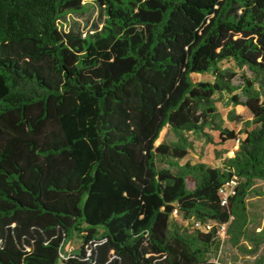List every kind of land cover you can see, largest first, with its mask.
I'll list each match as a JSON object with an SVG mask.
<instances>
[{"label":"trees","instance_id":"16d2710c","mask_svg":"<svg viewBox=\"0 0 264 264\" xmlns=\"http://www.w3.org/2000/svg\"><path fill=\"white\" fill-rule=\"evenodd\" d=\"M91 7L101 28L65 27ZM217 94L252 113L229 111L240 130ZM165 127L176 139L157 144ZM198 139L237 145L219 165L182 162ZM258 179L264 0H0V264H225L223 225L243 251L264 243Z\"/></svg>","mask_w":264,"mask_h":264},{"label":"rangeland","instance_id":"374dc122","mask_svg":"<svg viewBox=\"0 0 264 264\" xmlns=\"http://www.w3.org/2000/svg\"><path fill=\"white\" fill-rule=\"evenodd\" d=\"M104 13L102 10L97 7H91L80 13H74L67 15V21L65 27H71L78 29L83 32L92 30L95 25H98L100 28L103 25ZM233 65L230 61L222 62V66ZM242 70H238V74L233 79V82L238 84L241 82L240 73ZM192 77L194 80H212L213 76L210 73H193ZM218 101L217 105L223 116L225 117V123L227 126L240 130L243 126L242 122L232 121L228 118V113L231 109L234 108L236 113L240 115L243 119H251L252 113L249 109L243 104L233 105L225 95L220 96L216 95ZM216 141L219 140V135L217 131H214ZM176 136L169 127H165L161 132L158 143L174 141ZM237 145V140H228L224 144L221 143H206L204 140H196L194 148L190 150L189 154L182 159L184 162L186 160L196 162L204 161L211 165H219L222 161V157H219L217 154L223 149L227 151L223 153L224 156L233 155V149ZM255 187L260 194L254 193L253 196L249 197V212L252 216L254 223H258L260 227L257 230H260L264 227V180L258 179L255 183ZM172 218L176 219L184 227H192L193 221L185 218L178 211H174ZM220 234L222 238L221 248L218 252L217 259L222 261L225 264H254L259 258L264 260V243L260 246L257 253H248L239 249L237 246L232 245L225 237L226 227L220 228ZM81 243L80 238L75 233L71 239L66 243L63 254L66 256L74 249L78 248ZM57 264H63L60 259ZM264 264V263H263Z\"/></svg>","mask_w":264,"mask_h":264},{"label":"built area","instance_id":"2783aa9c","mask_svg":"<svg viewBox=\"0 0 264 264\" xmlns=\"http://www.w3.org/2000/svg\"><path fill=\"white\" fill-rule=\"evenodd\" d=\"M238 184V178L232 177L231 179L224 182V184L220 188V195L222 203H226L228 200L229 195L235 192V188ZM195 226L202 227L203 229H209L211 227L210 223L202 224L199 221H196ZM222 227H225L224 225Z\"/></svg>","mask_w":264,"mask_h":264},{"label":"crops","instance_id":"0c3cea01","mask_svg":"<svg viewBox=\"0 0 264 264\" xmlns=\"http://www.w3.org/2000/svg\"><path fill=\"white\" fill-rule=\"evenodd\" d=\"M195 74H197V73H195Z\"/></svg>","mask_w":264,"mask_h":264}]
</instances>
